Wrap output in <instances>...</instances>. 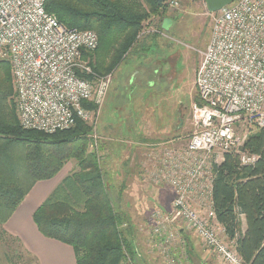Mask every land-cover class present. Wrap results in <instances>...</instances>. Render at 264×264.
<instances>
[{"label": "built area", "instance_id": "built-area-1", "mask_svg": "<svg viewBox=\"0 0 264 264\" xmlns=\"http://www.w3.org/2000/svg\"><path fill=\"white\" fill-rule=\"evenodd\" d=\"M44 3L0 0V60L10 64L20 126L53 133L72 127L76 118L93 121L113 72L98 74L83 58L97 48V34L65 27ZM199 54L198 100L190 107L186 144L162 143L146 154L150 182L166 184L173 193L170 211L152 212L150 229L165 237L158 244L164 251L175 239L173 224L180 221L222 264H245L215 219L211 161L215 153L232 151L242 165L257 160L240 149L236 130L264 128V0H233L212 14L210 38ZM83 101L96 110L82 106ZM169 261L176 264L170 256Z\"/></svg>", "mask_w": 264, "mask_h": 264}, {"label": "trees", "instance_id": "trees-1", "mask_svg": "<svg viewBox=\"0 0 264 264\" xmlns=\"http://www.w3.org/2000/svg\"><path fill=\"white\" fill-rule=\"evenodd\" d=\"M165 1L45 0L44 8L67 28L97 34V48L84 52L83 58L89 60L94 72L104 75L126 59L146 20L166 15ZM10 74L9 62L0 60V233H7L5 222L34 184L52 178L71 161V172L32 213L37 230L70 245L75 264L135 263L138 252L132 230L129 225L121 228L126 216L109 193L102 161L89 149L92 124L76 118L72 127L53 133L22 128ZM82 106L96 110L90 102L83 101ZM240 149L256 154L257 160L242 165L232 151L213 163L212 208L224 236L234 241L243 262L264 264V128L250 133ZM9 236L29 263L39 264L17 237ZM186 260L196 264L191 257L186 256ZM18 261L23 264L22 259Z\"/></svg>", "mask_w": 264, "mask_h": 264}, {"label": "rangeland", "instance_id": "rangeland-1", "mask_svg": "<svg viewBox=\"0 0 264 264\" xmlns=\"http://www.w3.org/2000/svg\"><path fill=\"white\" fill-rule=\"evenodd\" d=\"M171 1H175L176 5H170L169 2ZM165 2L168 3V7L163 18L172 19L171 25L167 29H163L161 27L163 18L157 16L146 20L143 23V33L141 31L139 34L138 42L123 63L120 64V68L115 69L113 75L114 79L115 77L122 78L123 67L129 66L131 69H135L137 66H142L144 68L143 78L140 80L141 85L133 81L130 85L127 93L130 106L127 109L132 114L129 123L136 127L138 132L143 129V131L141 130L142 132L148 133V131L160 129L162 126H166L165 128L168 129L171 138L165 142L159 141L147 144V146L150 145L152 148L162 143L182 146L187 142L191 130L190 107L197 100L194 72L200 57L199 51L204 49L210 38L211 15L217 12H209L204 0H166ZM151 68L154 69L156 78L151 81L152 84L149 86L145 80ZM119 81L117 80V82ZM111 89L113 91L110 99L114 98V101H112L116 107L112 108L111 103H107V99L106 101L104 99V109L101 110L100 108L99 113L93 116V121L89 122L90 124L92 123L89 149L96 152L100 162L104 160V155L106 156L102 148L104 140L100 134H107L108 132L113 135H121L125 127L120 109H118L121 90L114 87ZM139 103L143 107L142 120L140 121H138ZM152 109L156 111L155 114L152 113ZM106 126H110L111 129L106 128ZM256 128L252 125H241L237 128L236 132L241 145ZM135 133L136 131L131 130L127 135L134 136ZM149 135H152L151 132H149ZM222 158L223 155L215 153L212 157V165L222 161ZM148 166L147 162L145 163V168L143 165L142 174L150 182L146 173ZM133 173L134 170H131L130 174ZM125 192L130 194L129 191ZM169 198L172 201L173 193L172 196L164 194L162 202L156 201L149 204L150 206L147 209L151 212L149 214V222H151L153 211L157 209L165 212L170 211L171 201ZM114 203L119 208V203ZM167 203L169 205L166 206ZM132 204L138 206L139 203L136 204L133 201L128 203L131 206ZM163 204H165V209L162 208L164 207L162 206ZM122 207L126 212L124 202ZM121 212L125 214L123 211ZM136 213L140 218H137ZM138 213L136 206L134 207L133 205L131 212L125 214L126 221H123L121 228L125 229L129 225L132 230V236L138 242L137 245L141 250V254L138 252L139 256L137 257L138 254L134 256L135 263L126 260L123 264H175L169 261V256L176 260V264H181L180 262L184 261V257L181 256L184 250L181 245L178 247L177 244L179 240L178 229H184L182 223L177 221L172 226L174 230L170 228L175 233V239L169 242L167 249L163 251L158 244L165 237L162 234L153 233L150 229L151 224L148 221H146V226H144L148 230V234H142L138 227L135 228L133 222H143L145 219ZM146 220L148 219L146 218ZM21 251L22 249L18 247L17 242L12 240L8 233H0V264H21L18 261L20 259H22L23 264H32L27 261L24 254L21 255ZM185 262L187 263V260ZM220 264L222 263L220 262Z\"/></svg>", "mask_w": 264, "mask_h": 264}, {"label": "crops", "instance_id": "crops-1", "mask_svg": "<svg viewBox=\"0 0 264 264\" xmlns=\"http://www.w3.org/2000/svg\"><path fill=\"white\" fill-rule=\"evenodd\" d=\"M117 68H120V65ZM133 70L134 68L131 69L129 66L123 67L122 78L115 77V79L113 78L115 70L113 71L105 101L107 99L106 102L111 103L112 108L116 107L113 102L114 98L110 99L113 91L111 88L114 87L115 89L118 88L121 90V99L118 103V109H120L125 127L121 135H113L108 132L107 134H100L101 138L104 140V146L102 147L104 150L103 153L106 154L101 164L106 186L110 195L113 197V201L119 203L118 209L126 214L127 212H131L133 205L134 207L136 206L139 212L138 214L145 219L143 222H133V224H135V228L138 227V230L141 231L142 234L146 235L148 234V230L144 226H146V221L149 222V214L151 213L149 212L150 210H147L150 206L149 204L156 201L162 202L164 194L172 196V192L168 185L149 182L142 174L143 165L145 168L146 154L152 148L150 145L147 146V144L157 143L159 141L165 142L167 139L171 138V135H169L168 129L165 128L166 126L148 131L147 133L142 132L143 129L138 132L136 127L129 123L132 114L129 109H127V107L130 106L127 93L130 85L133 83ZM117 80L120 81L117 82ZM151 81H153L151 78L147 79L149 86L152 84ZM104 104L105 102L102 104L101 110L104 109ZM142 109L143 107L141 103H139L138 121L142 120ZM106 128L111 129L110 126H106ZM131 130L136 131L134 136L127 135ZM149 132H151L152 135H149ZM176 135H178V133H176ZM72 168L73 162L69 161L65 163L61 170L52 178L36 182L3 226L8 234L20 240L26 251L37 257L39 264H75V255L72 247L61 241L43 236L37 230L32 220V213L36 207L49 195L61 179L71 172ZM131 170H134L133 174H130ZM125 191H129L130 194H127ZM128 201L139 204L138 206L135 204L131 206L128 205ZM123 202L124 208L127 210L126 212L122 207ZM167 205L169 204L167 203L166 206ZM162 206H164L162 208L165 209V204ZM135 215L137 218H140L137 213ZM146 218L148 220H146ZM148 222L147 224L150 223ZM245 226V220L242 216V231L245 229ZM178 233L179 240L177 239V245L178 247L181 245L184 250L181 254V256L184 257V261H181V264H187L185 262L186 256L191 257L196 264H220L213 252L204 248L192 232L179 228ZM132 239L136 251L141 254V250L137 245L138 242L135 240L134 236Z\"/></svg>", "mask_w": 264, "mask_h": 264}, {"label": "water", "instance_id": "water-1", "mask_svg": "<svg viewBox=\"0 0 264 264\" xmlns=\"http://www.w3.org/2000/svg\"><path fill=\"white\" fill-rule=\"evenodd\" d=\"M209 12H216L233 2V0H204ZM172 23L169 18H163L161 27L167 29Z\"/></svg>", "mask_w": 264, "mask_h": 264}, {"label": "flooded vegetation", "instance_id": "flooded-vegetation-1", "mask_svg": "<svg viewBox=\"0 0 264 264\" xmlns=\"http://www.w3.org/2000/svg\"><path fill=\"white\" fill-rule=\"evenodd\" d=\"M143 73H144V68L142 66H137L134 70H133V73H132V80L133 82H136L138 85H141V78H143ZM151 78L153 81L154 79L156 78L155 74H154V69L151 68L150 69V72L148 74V76H146V84H147V79ZM155 110L152 109V113L155 114Z\"/></svg>", "mask_w": 264, "mask_h": 264}]
</instances>
